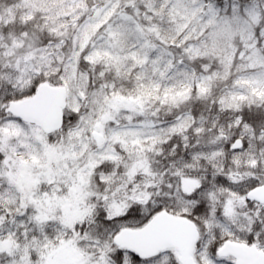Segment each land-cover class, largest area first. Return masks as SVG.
Returning <instances> with one entry per match:
<instances>
[{"label": "snow or ice", "instance_id": "obj_1", "mask_svg": "<svg viewBox=\"0 0 264 264\" xmlns=\"http://www.w3.org/2000/svg\"><path fill=\"white\" fill-rule=\"evenodd\" d=\"M0 264H264V0H0Z\"/></svg>", "mask_w": 264, "mask_h": 264}]
</instances>
